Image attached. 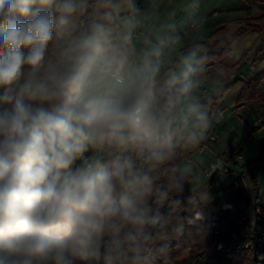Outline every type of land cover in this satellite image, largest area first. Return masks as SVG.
Listing matches in <instances>:
<instances>
[{
    "label": "clouds",
    "instance_id": "1",
    "mask_svg": "<svg viewBox=\"0 0 264 264\" xmlns=\"http://www.w3.org/2000/svg\"><path fill=\"white\" fill-rule=\"evenodd\" d=\"M201 3L0 0V264H158L206 218L227 70Z\"/></svg>",
    "mask_w": 264,
    "mask_h": 264
},
{
    "label": "crops",
    "instance_id": "2",
    "mask_svg": "<svg viewBox=\"0 0 264 264\" xmlns=\"http://www.w3.org/2000/svg\"><path fill=\"white\" fill-rule=\"evenodd\" d=\"M183 2L184 0H159L158 6L150 9V11L154 18H161L165 17L169 9L175 8L178 13L177 19L187 22V14L182 10ZM148 5L149 0H142L143 7H148ZM200 11L209 17L208 38L224 22H229V32L235 34L245 27L246 19H259L264 16V0H202ZM244 55H246L245 60L239 70L236 83L219 106L224 111V118L214 124L208 132V137L205 141L213 147V150L215 149L218 152L228 153L232 146H237L243 137L246 127L254 124L257 120V116L248 107L239 104L237 100L244 84L253 76L264 71V31L261 33L247 32L234 42L229 57L235 61H240ZM262 87L264 90V81L262 82ZM254 145H258V148H256V152H251V148ZM249 152L252 155L250 158L247 157ZM243 153L247 162L245 175L251 182L249 189L251 193L254 192V179H257L259 202L264 203V186L260 181V172L256 173L259 167L264 169V160L255 163L260 157L264 156V129L252 138ZM193 156L200 158L202 175L207 182L214 179L212 186L209 187L212 199L206 206L215 204L219 207L217 212L220 214L245 215L249 209V204L238 197L236 190L226 194L232 204L229 205V209L225 207L227 204L223 202V197H220L224 194L222 193L223 190L232 183L233 179H227L228 183L223 187L222 185L226 182L223 175L215 174L216 176L214 175L212 179H208L204 175L205 171L215 169L216 161L212 155L208 151L197 149ZM220 180H222V184L218 187L217 191L219 192L212 193L213 187L220 183Z\"/></svg>",
    "mask_w": 264,
    "mask_h": 264
},
{
    "label": "trees",
    "instance_id": "3",
    "mask_svg": "<svg viewBox=\"0 0 264 264\" xmlns=\"http://www.w3.org/2000/svg\"><path fill=\"white\" fill-rule=\"evenodd\" d=\"M229 22L221 24L208 38L209 55L211 57L210 68L214 69L218 65H222L227 70V77L224 80L223 89L217 98L216 107L219 108L221 102L236 83L237 76L241 66L244 63L245 56L240 61H235L229 57L230 50L234 42L247 32L261 33L264 31V16L259 19H246L245 27L235 34H231L228 29ZM264 81V71L253 76L243 86L242 92L237 100L239 104L248 107L256 116L257 120L254 124L246 127L243 137L237 146H232L227 153L229 158H233L239 152L243 151L252 138L264 129V90L262 82ZM195 154L192 153L193 156ZM264 160V156L260 157L255 163ZM246 165L242 167V177L233 179L232 183L223 190L222 193L227 194L232 190L237 191L240 199L250 204V198L243 186L242 179L245 176ZM221 170L216 172L220 174ZM215 175V176H216ZM213 180L207 182L211 187ZM253 196L259 201V187L257 179H254ZM187 195V187L185 191ZM205 219L197 221L194 225H189L183 237L174 241L173 249L167 258H159L158 264H254L250 257L246 254L236 255L232 258H225L221 253L215 251V243L211 240L213 232L217 228V224L213 222L214 217H222L216 211V205L212 204L204 207ZM189 255L185 252L189 249Z\"/></svg>",
    "mask_w": 264,
    "mask_h": 264
},
{
    "label": "built area",
    "instance_id": "4",
    "mask_svg": "<svg viewBox=\"0 0 264 264\" xmlns=\"http://www.w3.org/2000/svg\"><path fill=\"white\" fill-rule=\"evenodd\" d=\"M220 111L223 113V119L224 111L221 109ZM207 149L209 147L205 141L198 148L202 151ZM212 156L216 161V166L214 170L204 172L208 179H212L219 170L222 175L231 179L242 177V167L247 164L243 151L233 158H229L227 153H213ZM242 182L250 198L247 213L241 217L229 214L214 217L213 222L217 224V228L213 232L211 240L215 243V251L221 253L225 258L246 254L254 264H261L258 257L264 254V203H260L252 196L245 178L242 179Z\"/></svg>",
    "mask_w": 264,
    "mask_h": 264
},
{
    "label": "rangeland",
    "instance_id": "5",
    "mask_svg": "<svg viewBox=\"0 0 264 264\" xmlns=\"http://www.w3.org/2000/svg\"><path fill=\"white\" fill-rule=\"evenodd\" d=\"M252 141V140H251ZM205 144H207V146L209 147V149H207V150H204V151H208L211 155H213V153H223V152H218V151H215V149L213 150V147H211L208 143H206L205 142ZM256 148H258V145H254L252 148H251V152L253 151V152H256ZM255 150V151H254ZM251 152H249L248 153V158H250L252 155L250 154ZM90 154V153H89ZM213 157V156H212ZM256 170V169H255ZM260 172V181H261V183L263 184V186H264V169L262 168V167H259L258 168V170H257V172L256 173H259ZM221 174V173H220ZM222 175V174H221ZM224 176V175H223ZM225 177V181L226 182H224V184L222 185L223 187H225L226 186V184L228 183V180L227 179H231L230 177H227V176H224ZM244 178H245V181L247 182V187L249 188V185H250V180L248 179V177H247V175H245L244 176ZM222 182V180H220V183H217L216 184V186L215 187H213V190H212V193H217V192H219V191H217L218 190V187L220 186V184H222L221 183ZM253 196H255V194H254V192L253 193H251ZM226 194H222L220 197H223V202L225 203V204H227V206H229V205H232L231 203H230V200H229V196H227ZM218 206H216V211L218 210ZM226 208H228L229 209V207H226ZM233 216H235V215H233ZM235 217H241V216H235ZM190 249L191 248H189L186 252H185V255H189V252H190Z\"/></svg>",
    "mask_w": 264,
    "mask_h": 264
}]
</instances>
